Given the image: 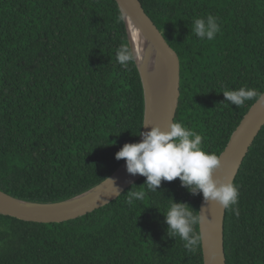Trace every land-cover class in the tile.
Listing matches in <instances>:
<instances>
[{"label":"trees","instance_id":"obj_1","mask_svg":"<svg viewBox=\"0 0 264 264\" xmlns=\"http://www.w3.org/2000/svg\"><path fill=\"white\" fill-rule=\"evenodd\" d=\"M181 62L175 122L203 137L217 155L256 103L236 107L222 92L247 86L264 93V0H140ZM116 0H0V191L51 204L104 182L124 163L116 153L137 143L145 90L137 63L123 67L126 23ZM212 15V41L192 33ZM131 47V46H130ZM229 103V104H228ZM127 189L76 220L41 224L0 214V264H204L167 235L170 200L200 211L202 193L175 181L142 201ZM239 215L227 209V264H264V128L234 182ZM200 231V226L199 229Z\"/></svg>","mask_w":264,"mask_h":264},{"label":"water","instance_id":"obj_2","mask_svg":"<svg viewBox=\"0 0 264 264\" xmlns=\"http://www.w3.org/2000/svg\"><path fill=\"white\" fill-rule=\"evenodd\" d=\"M120 10L123 9L129 19L126 22L130 46L134 47L131 33L140 35L156 53L157 84L155 92L150 95L138 63L145 90V120L149 126H159L167 130L175 122L181 97V62L178 54L168 44L158 27L146 13L140 0H116ZM135 49V48H134ZM144 127V126H143ZM264 128V106L255 103L244 117L225 151L221 154L222 169L217 172L218 178L227 176L235 182L240 169L255 140ZM151 127H144L148 132ZM142 142L140 136L137 143ZM143 178L127 172L126 161L109 178L95 188L75 197L58 203L38 204L16 199L0 191V214L25 222L55 224L76 220L99 210L116 199L127 189ZM118 192H117V189ZM200 211L206 217L200 225L204 234L202 242L204 264H227L225 253V219L227 209L216 203H205L202 195Z\"/></svg>","mask_w":264,"mask_h":264},{"label":"clouds","instance_id":"obj_3","mask_svg":"<svg viewBox=\"0 0 264 264\" xmlns=\"http://www.w3.org/2000/svg\"><path fill=\"white\" fill-rule=\"evenodd\" d=\"M128 19V15L121 9L117 22L126 23ZM191 31L201 41H212L221 31V25L217 17L208 15L206 18L194 19ZM116 55L118 62L125 68L136 64L138 58L134 47L127 44H122ZM222 94L227 102L236 107H242L250 100L264 106V93L247 86L235 90L226 89ZM144 127H151V130L140 132L142 142L125 144L116 153L118 161H126L129 174L146 178L144 185L134 186L127 193L129 204L142 201L145 197L144 190L135 189L146 186L147 191L156 192L163 181L172 182L179 178L181 185L190 193H202L206 204L216 203L239 215V187L227 176L217 177V172L223 167L222 158L214 152L205 151L201 134L181 122H172L167 130L159 126H149L147 123ZM107 181L114 185L111 179ZM163 215L168 225V237L179 238L191 252L201 246L204 234L198 229L206 219L201 211H195L186 203L170 200Z\"/></svg>","mask_w":264,"mask_h":264},{"label":"bare ground","instance_id":"obj_4","mask_svg":"<svg viewBox=\"0 0 264 264\" xmlns=\"http://www.w3.org/2000/svg\"><path fill=\"white\" fill-rule=\"evenodd\" d=\"M131 39L134 43V48L138 53V63L141 67L147 91L150 95L155 92V86L157 84L156 66H155V55L154 50L142 39L138 33L132 34Z\"/></svg>","mask_w":264,"mask_h":264}]
</instances>
